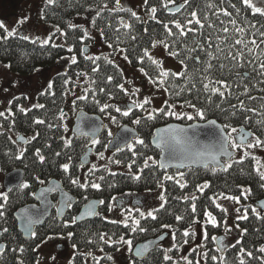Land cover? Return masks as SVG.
<instances>
[{"label": "trees", "instance_id": "trees-1", "mask_svg": "<svg viewBox=\"0 0 264 264\" xmlns=\"http://www.w3.org/2000/svg\"><path fill=\"white\" fill-rule=\"evenodd\" d=\"M166 2L168 4L167 8L164 7ZM105 4H107V8L104 7ZM120 4L125 9L124 11L115 10L116 0H53L52 3L48 2L43 6L41 17L44 22L67 33V36L63 37V43L58 44L63 45V47H41L39 41L32 44L29 41L19 39L20 36L10 37L0 42V62L11 65L8 67L9 70L19 75H29L34 73L36 69L50 68L60 59L71 55H76L78 59L77 64L70 63L66 72L53 78L52 89H48L45 93L52 92L54 95L43 93L38 96V104L45 105L43 109L33 106L28 110L27 115L21 113L19 107L26 104V98L21 96L12 101L10 105L11 112L7 110L4 116H0V128H3L2 131L0 130V170L8 173L18 168L23 169L25 181L30 184V187L26 190L14 189L9 193V199L4 208V216L0 217V231H2V241L5 243V249L0 252V264H38V247L41 242L52 235L66 237L69 231L74 233L70 243L72 246L76 245L71 264H115L113 255L118 252L116 249L122 245L103 243L100 236L104 233H107L105 239L111 237L113 241L120 236H124L125 239H132L133 245L163 233H175V243L180 248L184 244L181 239L182 231L189 227L192 231V227L197 224H190L192 219L190 202L185 203L180 199L191 194L198 197L195 201L197 204L195 215L201 220V223L206 220L203 213L207 210L211 211L221 224L220 227H213L210 223L207 225L208 239L204 246L207 258L205 259L203 255L205 264H239L240 259H243L245 264H264L262 260L263 253L259 251V248L264 246V219H256L251 211V208L255 206L249 205L247 207L249 215L247 221H238L241 229H247V235H241L240 237L243 241L242 244H237L236 247L229 248L225 253H222L215 250L212 241V236L216 232H220L219 230H221L225 218V214L212 203L210 199L212 196L220 192L227 195H240V186H243L252 190L251 195L247 198L251 203L255 202L257 206V202L264 199V188L261 187L264 181L259 179L254 170L255 162L251 158H246L242 164L234 163L228 172L217 170L215 174L206 169H186L183 170L185 172L183 179L187 181V187L181 189L174 181L164 180L163 189L160 188L159 181L165 174H177L178 171L167 170V173H165L154 166L152 161H148L149 167L144 168L142 173L139 170L143 167L148 156L153 157L157 164L160 152L151 146L154 130L177 120L160 115H157L154 120H148L147 116L137 114L136 109H134L132 113L135 115L134 118H141V124L137 126L132 124L134 118L129 119V117H124L115 112V107L126 99V95L115 87L117 83L125 84L123 73L119 67H113L107 63L108 54L96 56L100 59L95 62L86 59L89 55L85 54V45L89 44L92 38L86 37L83 43L80 42L82 29L86 28L85 23H88L93 30H103L102 37L104 41L113 45L110 53L112 56L118 52V48L127 49L133 67H144L150 76H155V67L150 65L146 57L145 64L141 65L139 63L138 58L143 55V49L148 48L150 52L153 49L151 47L153 41L167 40L171 44L176 40L175 36H167L166 30L163 28L165 23L175 33H178L179 30L175 29L173 21H179L182 26L198 28L199 26L195 23L191 25L186 23L188 20L193 19L191 13L196 12L197 18L201 19L204 28L199 29L196 35L189 33L187 37L180 38L182 43H176V50L180 52V57L191 56L194 58L199 56L203 62L208 59L205 52L200 51L198 48L196 51L188 52L185 48V45H187V48H195V41L199 40V43L204 45L205 49L219 58L212 61L214 67L209 75L213 79L226 80L231 86V95L228 94L227 90L222 89L225 91V97L214 95L211 97V102H209L200 82L204 73L203 71H196V69L202 70L204 64L196 65L194 59H186L188 75L193 77L192 81L189 82L186 78H178L173 80L172 83L180 87L187 85V88H191V92L189 93L185 89L179 96H169L167 94L169 102L179 105L185 100H190L198 108L205 110L208 119H216L222 125L227 123L237 128L244 127L264 140V114H260L264 113V75L260 74L261 70L259 68V64L264 62V42H262L260 36V32H264V17L254 16L251 10L243 4V0H147L145 9L148 13H150L151 7L157 8L156 20L161 21L158 24L151 17L145 22L143 17L139 16L140 20L137 21L131 16L132 10L124 7L121 0ZM178 5L182 6L180 10L173 13L169 12V8ZM232 5H235V7L233 8ZM225 11L231 13V15L225 16ZM205 16H207V20L204 19ZM93 18L96 20L95 27L90 23ZM80 19L85 22L79 21ZM121 20L131 24V30L125 29L120 24ZM233 20L236 22L235 25L231 23ZM221 21L224 23L222 24ZM70 24L79 25L80 27L73 30L69 27ZM223 27H227L229 31L224 33L221 31ZM117 28L120 29L119 32L116 31ZM145 28L148 29L147 33L144 32ZM238 28L244 29V32H237ZM57 33L54 32L52 36L54 37ZM132 36H135L136 39L132 40ZM117 37L119 38L118 44ZM236 38H242L245 42L255 39L259 47L250 43L248 48H244L243 45H235ZM208 39L212 42L210 49H208ZM217 45H219V48ZM68 46H74L76 51L69 53L67 51ZM219 49H223V51ZM249 49H252V51L249 52ZM240 52L243 53L242 56L239 55ZM229 53L237 55L238 60H232ZM180 57L176 59L180 61ZM249 60L252 61V64L248 63ZM221 63L226 66L224 69L219 68ZM240 64H243V67H240ZM97 65L99 71L93 72L92 68ZM253 67L255 71H253ZM77 73H81V75L77 77ZM84 73L87 75H83ZM237 73L240 75H237ZM245 73L249 75L247 78L241 79V76ZM110 75L114 77L112 83L107 81V77ZM69 79L70 83L65 84V81ZM93 81L95 82L93 83ZM193 84L195 87H193ZM217 86L219 87V85ZM101 88L104 89L103 92L100 91ZM245 88H247V94H244ZM109 94L114 99L110 98ZM81 95H87L88 99L87 101L76 99L75 108H82L90 113L105 117L115 116L120 124L135 126L140 138L144 139L146 147L136 145V156H133L128 150L111 153L108 166L95 173L91 167H84L86 174H83L81 158L86 153L88 144L91 141L77 139L69 133L67 120H70V117L68 118L67 113L63 120L59 118L61 110L65 113L67 97H79ZM251 97L256 99H251ZM96 101H99V104ZM241 101H243L245 108L256 109V113L243 112L239 108L232 107L233 105H239ZM106 103L110 104L111 107L107 112H100V106ZM183 108L188 107L185 105ZM221 109H227V111ZM232 112L236 113L235 116L231 115ZM245 117L251 119L245 122ZM37 118L43 119L45 123H33ZM193 121L182 120L177 122L188 124ZM257 121H261V123H257ZM49 124L52 125L51 128L48 127ZM65 126L67 131H65ZM5 129H10L14 133H24L28 137V142L23 150L14 143ZM37 132L39 136H36ZM107 132L99 139L101 143L95 146L99 153L103 152L101 150L103 147L107 148V141L110 139ZM34 136L35 139H33ZM66 140L71 141V147H66ZM95 148H93L94 151ZM36 149H40L45 156L43 164L39 163L38 158L35 156ZM22 151L23 158L18 159L17 157L20 156ZM57 152H60L61 155L56 156L55 153ZM68 157H71V168L70 172L66 174L60 165L68 162ZM116 160H119L120 163H115ZM129 164H132L131 171L128 168ZM111 168H117V171H110ZM110 173H116V175ZM134 174H140L141 179L139 181L134 180L132 178ZM101 176L104 177L103 180L98 179ZM36 177H39L44 183L41 184L39 180L35 179ZM54 178L60 180L63 187L76 196L78 201L63 218L53 212L44 225L35 230L36 237L26 240L18 231L14 213L26 204L35 203L34 194L37 189ZM70 178H79L82 183L95 181L101 185V189L96 190L91 187L86 190L81 189L72 185ZM176 178L179 179V176L177 175ZM205 182H209L211 187L201 193L196 186ZM149 189L151 191L162 189L168 203L163 211L157 213V220L153 221L150 218L141 220V227L147 228V232L132 233L130 229L124 227L123 223L114 224L111 223V219L105 218L113 197L116 198L127 193L147 192ZM164 189H167V191L164 192ZM85 197H87V200H85ZM91 199H101L105 202L101 205L97 217L88 222L62 227L64 221L77 215L84 204ZM243 200L245 199L241 198L242 203ZM256 208L264 216V211L258 206ZM135 215L139 218L138 214ZM176 215H184V219L177 222L174 218ZM164 223L172 225V229L161 228L160 225ZM5 228L8 229L7 232L4 231ZM153 228L157 230L153 231ZM192 236L190 235L186 239L190 241ZM89 241L92 242L89 243ZM241 247L245 249L244 254L239 253ZM21 248H23V252L20 251ZM101 249L103 250L101 251ZM248 251L252 252L251 257L247 256ZM174 252V250L170 251L159 246L145 259L132 257V264H175L172 257ZM165 254L172 255V260L165 261L163 259ZM109 255L113 256L112 261L107 259ZM192 256H190V260L193 261V264H196ZM212 256H216L217 260L213 261Z\"/></svg>", "mask_w": 264, "mask_h": 264}, {"label": "snow or ice", "instance_id": "snow-or-ice-1", "mask_svg": "<svg viewBox=\"0 0 264 264\" xmlns=\"http://www.w3.org/2000/svg\"><path fill=\"white\" fill-rule=\"evenodd\" d=\"M49 3H52L53 0H48ZM145 3H147V0H145ZM243 4L246 6V8L251 10V13L255 16L258 15L260 17H264V0H261V6H258L256 3L253 2V0H243ZM105 8H107V4L104 5ZM164 7L167 8L168 4L167 2L164 4ZM232 7L234 8L235 5H232ZM115 10H121L124 11L125 9L122 8L121 4H120V0H116V9ZM113 11V10H110ZM150 13H151V19L156 20V13H157V8L156 7H151L150 8ZM225 16H230L231 13L225 11L224 12ZM131 16L134 17L137 21L140 20V17L137 15V13L135 11L131 12ZM191 16L193 17V19L188 20L186 23L187 25H191L193 23H195L196 25H198V28H192V27H186V26H182L181 23L179 21H173L172 23H174L175 25V29L179 30L178 33L173 32L172 28L169 27V25L167 23L163 24V28L166 30L167 32V36L168 37H176V40H174L171 44L167 41V40H160V41H153L151 47H156L158 44L162 45L164 47V49L166 51H168V54L173 57V58H177L180 57V52L176 50V43L177 42H181L180 38L183 37H187L189 33H192L193 35H196L199 32V29L204 28V24L201 22L200 18H197V13L196 12H192ZM205 20H207V16L204 17ZM91 25L93 27H95L96 24V20L93 18L90 21ZM156 23L160 24L161 21L156 20ZM221 23L223 24L224 22L221 21ZM231 23L233 25H235V21H231ZM120 24L123 25V27L125 29L131 30L132 25L125 23L123 20L120 21ZM211 27V24L209 25ZM69 27L73 30H75L76 28L80 27L79 25H75V24H70ZM109 27H111L109 25ZM254 27V26H253ZM0 28L5 29L6 32V36L3 37L4 39L10 38V37H14L16 36L15 31H9L7 30V28L5 27V25L0 22ZM117 32L120 31L119 28L116 29ZM148 29L145 28L144 32L147 33ZM221 31H223L224 33H227L229 31V29L227 27H223L221 29ZM56 32H59L60 36H67L66 32L61 31L58 27L56 28ZM101 35H103V30H100ZM237 32L243 33L244 29L242 28H238ZM202 35V34H201ZM260 36L262 38V42H264V32H260ZM89 38L91 39V37L89 36V32L87 28H83L82 29V35L80 37V42L83 43L85 38ZM19 39L24 40V41H29L32 44H36L37 41L39 40V38H32L29 37L27 35H22L19 37ZM132 40H135L136 37L132 36L131 37ZM40 42V46L41 47H46V46H51V47H63V45H58L56 43L53 42V36H48L43 40H39ZM66 43V41H65ZM119 43V38L117 37V44ZM235 45H243L244 48H248L249 43L251 45H254L256 47H259V45L257 44V41L255 39L250 40L249 42H245L244 39L242 38H236L234 41ZM196 47L195 48H187V45H185V48L187 49L188 52H192V51H196L197 48L202 51L205 52L206 56L208 57L207 60L205 61H201V58L199 56L196 57H191V56H187L185 57H180V64L182 65V70L181 71H170L168 69H165L163 67L162 62L157 59L154 58L151 53L149 52L148 48H144L143 49V55L140 56L139 59V63L141 65L145 64V57L147 58V60L150 62L151 66L155 67V71H156V75L155 76H150L149 73L145 70L144 67L140 68V72L148 78L149 82L156 87L157 89L162 88L163 91L168 94L169 96L172 95H176L179 96L181 95L182 92L185 91V89H187V91L190 93L191 92V88H187V85H185L184 87H180L179 85L172 83L173 80L178 79V78H186L189 82L192 81L193 77L188 75V65L186 63V59H194L195 64L199 65L201 63L204 64L203 69H196V71H203L204 75L201 76V80L200 82L203 85V92H205L208 96V100L209 102H211V97L214 95H219L220 97H225V91H228V94L231 95V86L227 83L226 80L223 79H213V77L211 75H209L210 71L213 69L214 65L212 64L213 60H217L219 59L216 55H214L211 51L205 49L204 45L199 43V40L195 41ZM108 47L111 48L113 47L112 43L108 44ZM212 47V42L210 39H208V49H210ZM217 47L219 48V45H217ZM220 51H223V49H219ZM67 51L69 53H73L76 51V49L74 48V46H68ZM117 51L121 54H123V59L125 61H128L129 63H131V61L129 60V56L127 54V49L124 48H118ZM252 49H249V52H251ZM239 55H243L242 52L239 53ZM229 56L231 57L232 60H238L237 55L229 53ZM71 64L75 65L78 63V59L76 55H71L67 58ZM86 59L91 60L93 62H95L96 60H99L100 57H92V56H88L86 57ZM107 59V58H106ZM107 63L112 65L113 67H118L117 65L114 64L113 60L111 59H107ZM249 64H252V61L249 60L248 61ZM7 67H10L11 65H6ZM240 67H243V64L239 65ZM226 66L221 63L219 64V68L220 69H224ZM259 68L261 70L260 74L264 75V62H261L259 64ZM40 69H36V71H39ZM93 72H98L99 71V66H95L92 68ZM253 71H255V68L253 67ZM81 75V73H77V77H79ZM83 75H87L86 73H84ZM237 75H240L239 73H237ZM249 74L245 73L243 76H241V79L247 78ZM114 80L113 76H108L107 77V81L108 83H112V81ZM95 81H93L94 83ZM70 83V79L65 81V84ZM219 85V87L217 86ZM53 87V85L51 83H49L48 85V89L51 90ZM115 87H117L124 95H129V89L125 88V85L123 83H117L115 85ZM193 87H195V85L193 84ZM224 89V90H222ZM101 92L104 91L103 88L100 89ZM140 90L139 89H132L131 90V95L135 96ZM199 91V90H198ZM45 94H51L54 95V93L52 92H48ZM247 94V88H245V93ZM110 98L114 99V97L111 96V94H109ZM77 100H84L87 101L88 97L87 95H81L79 97L76 98ZM251 99H256L255 97H251ZM97 104H99V101H96ZM152 101L148 98V97H144L141 100H131V102L125 106V108H121L119 106L115 107V112L120 113L121 115H123L124 117H128L130 115H132L133 113V109H140V110H144V111H148V109H146L145 106L147 105H151ZM11 101L9 102V108L8 111L11 112ZM185 105H187L188 108L192 109L193 112H181V111H177V107L183 108ZM73 107H75V101L73 102ZM36 108L39 109H43L45 107L44 104H37L35 105ZM111 107L110 104H104L102 106H100V112H107L108 109ZM217 107H219V105H217ZM233 108H239L241 111L243 112H252V113H256V109H252V108H245L243 105V101L240 102L239 105H233ZM222 111H227V109H221ZM19 111L25 115H27L28 109H25L24 107H19ZM235 112H232L231 115L235 116ZM260 114H264V113H260ZM5 113L4 112H0V116H4ZM14 115V114H13ZM66 113L63 112V110H61L60 112V119L63 120L65 117ZM160 115L162 117H170V118H174L177 121H182V120H186V121H193V120H202V121H206V127H210L212 129V134L215 136V142L212 145H204V146H200L198 144V142L194 141L192 139V137H190L188 135L190 130H195L199 127H201V125L199 124H195V125H189L188 127H180L177 125H169L165 128H161L158 129L156 131V136L153 138V143L156 144L157 147H159L161 149V151L164 153V155L161 157L158 165L156 164V161L154 160L153 157L148 156L143 164V167L139 170L140 173L143 172L144 168L149 167L148 161H152L154 166H157L159 169L163 170L165 173H167V169L170 167H175L177 168V170H179L180 168H188L189 170H191L192 166L195 165H202L206 170L212 172V174H215L217 170L221 171V172H228L229 169H231L233 167L234 163H239L242 164L244 163V160L246 158H251L254 162H255V167L254 170L256 172V174L259 176V179L261 181H264V163L261 162V160L254 156L252 154V152H250V149H255V148H264V140H262L260 137L255 136L252 132L246 131L244 127H233L231 124H219L217 123V120L215 119H208V117L206 116L205 110L198 108L196 106V104L192 103L190 100H185L183 103L177 105L175 103H169L167 100L164 102V106L160 107V108H152L149 111V114L147 116L148 120H154L156 119V116ZM251 119L250 117H245V122H247V120ZM111 122L113 124H116L118 128H120L121 133L120 135L116 138V139H108L107 141V145L108 146H114V151L116 152H122L125 150H128L131 152V154L133 156L137 155V151H136V145H141V146H145V141L144 139L140 138L138 132L136 131L135 128L132 127H128L126 125H122L120 124L115 116L111 117ZM33 123L35 124H44L45 121L43 119H35L33 121ZM257 123H261V121H257ZM132 124L139 126L141 124V118L140 117H136L132 120ZM49 128L52 127V125H48ZM65 131H67V127L65 126ZM98 131V129H96L95 127H93L89 132H81V135L84 136H91V144L88 146L90 149L92 146L95 145H99L101 143V141L96 138V132ZM235 134V135H234ZM36 136H39V133H36ZM107 136L108 137H113V132L111 130H108L107 132ZM21 139H24L23 137H21ZM33 139H35V136L33 137ZM63 139V137H62ZM65 145L66 147H71V141L70 140H66L65 141ZM26 150V149H25ZM240 150L242 151V156L240 157L239 160L235 159V153ZM56 156H60L61 153L57 152L55 153ZM98 156H100V158H103V153H98ZM35 156L38 158L39 163L43 164L45 161V156L41 153L40 149H36L35 150ZM226 158L223 160H221V158ZM18 159H22L23 158V151L21 152L20 156L17 157ZM71 157H68V162L63 163L62 165H60V167L62 168L64 173H69L70 172V168H71ZM174 161H178V163L173 164ZM115 163L119 164L120 161L116 160ZM134 163V161H133ZM81 167H83V165H81ZM129 170L131 171L132 169V164L128 165ZM92 170L95 171L96 166L92 165ZM111 175H116V173H110ZM179 176V179L176 178V176ZM185 176V172L183 171H178L177 174H165L163 176V178L159 181V187L163 189V181L167 180V181H174L176 184L179 185V187L181 189L185 188L188 186L187 181L184 180ZM132 178L136 181H139L141 179V175L140 174H134L132 176ZM35 179L39 180V182L41 184L44 183L43 180H40L39 177H36ZM98 179L103 180L104 177L101 176ZM70 183L74 186H77L81 189H88L89 187H91L92 189H96V190H100L101 189V185L95 181H90L88 183H82L80 181L79 178H70ZM0 187H3L2 185H0ZM30 187V184L27 181H24L22 179H17L15 180L12 184H10L9 186L6 187V190H4L3 192H0V217L4 216V208L5 205L7 204V201L9 199V193H11L14 188L16 190L19 191H23L26 190ZM197 190L200 191L201 193L211 187L209 182H205L201 185H197ZM261 187L264 188V183L261 184ZM54 189L49 188L47 189V191H53ZM149 191H151V189H149ZM167 189H164V192H166ZM251 188L248 187H243L240 186V195H227L224 192H220L217 193L216 195L212 196L210 199L212 201V203L215 205V207L217 209H219L221 212H223L225 214V218L223 220V226L225 229V232H230L232 231V229L230 227L227 226V208L223 207L221 204H219L217 202V200H228V201H232L235 204H240L241 203V198L247 200V198L251 195ZM41 196H44V193H41ZM180 199H182L185 203H189L190 202V211L192 213V219L190 221L191 223H201V220L196 217V212H197V204L195 203V201L198 199V197L195 194H191L188 197H181ZM85 200H87V197H85ZM158 200L161 202L159 204L158 207H153L150 210H142V207L140 205L135 206L134 208H130V207H125L123 208L121 215L123 216V220L122 221H116V220H112L111 223H123L125 228L130 229V231L132 233H136V232H147L148 229L145 227H141V220H147V219H151L153 221L158 219L157 213L160 211H163L165 206L167 205L168 201L166 196L161 193L158 196ZM113 201V206H116V198L113 197L112 198ZM100 205H103L105 202L103 200H100L97 202ZM67 208H71L72 204H71V197L68 198V202L65 205ZM261 209H264V203H262L260 205ZM109 211H112V207H109L108 209ZM59 211V209H58ZM252 213L255 215L256 219H264V216L261 215V211H259L256 207H252L251 208ZM236 212V216L235 219L237 221H247L249 219V215H248V208L245 207L243 212H241V208H236L235 209ZM126 213V214H125ZM136 213H138V217L135 215ZM99 213L96 210V203H89L86 204L84 206L83 211L79 214V215H75L72 216L70 220H66L64 221V223L62 224V227H70L75 225L78 221L83 220L86 217H94V216H98ZM203 215L206 217V220L203 221V225H204V239L207 240L208 239V235H207V225L210 223L213 227H220L221 224L220 222L217 221L216 216L213 215V213L211 211H207L205 210ZM27 216V226L28 229L30 230V235L35 238L36 237V232L35 231H31V228L34 224L40 223L41 221L39 219H33L31 215H28L26 213ZM175 220L177 222L181 221L184 219V215H176ZM129 221H131V223H129ZM161 228L164 229H172V225L168 224V223H164L160 225ZM235 227L237 229H239L241 235H247V229L246 228H240L239 224L237 223L235 225ZM157 229L153 228V231H156ZM5 232L8 231L7 228L4 229ZM190 235H194V233L191 231V228H185L182 231L181 234V239L183 241L184 244L188 243V240L186 239L187 237H189ZM74 236V233L69 231L66 234V239H72V237ZM105 236H107V233H104L100 236V240L103 241V243L108 244V245H126L127 246V250L129 253H132L133 251V241L132 239H125L124 236H120L117 240L113 241L111 239V237H109L108 239H105ZM55 237L53 236H49L46 237L42 242H47V240H51L54 239ZM163 235H161L159 237V239H163ZM172 239L173 241H175V233L172 234ZM212 241L216 242V244L218 245V247L215 249L217 252H222L224 250L225 247H228V245H226L224 243V238L223 237H217V236H213L212 237ZM92 241H89V243H91ZM242 239H237V241L235 242V244H232L231 247H236L237 244H242ZM152 244L153 246L155 245V242H149L148 244H142L140 245L136 251H135V255L137 257L142 256L145 251L149 248V245ZM76 245H73V248H75ZM175 248V250H179V245H174L173 246ZM103 249H101L102 251ZM117 251H119V248L116 249ZM15 251V250H14ZM21 252H23V248L20 249ZM259 251L261 253H264V247L259 248ZM245 249L243 247H241L239 249V253L240 254H244ZM247 256L251 257L252 256V252L248 251ZM205 259L207 258V253L203 254ZM53 259H55L53 257ZM107 259L109 261L113 260V256L109 255L107 256ZM163 259L165 261L168 260H172V257L165 254ZM181 259H184L186 261V264H193L192 260H188L186 257H181ZM213 261L217 260L216 256H212L211 258ZM178 264V262H177ZM196 264H200V261H196ZM239 264H245V261L243 259H240Z\"/></svg>", "mask_w": 264, "mask_h": 264}, {"label": "rangeland", "instance_id": "rangeland-1", "mask_svg": "<svg viewBox=\"0 0 264 264\" xmlns=\"http://www.w3.org/2000/svg\"><path fill=\"white\" fill-rule=\"evenodd\" d=\"M253 2L258 6H261V0H253ZM46 3H48V0H0V22L5 25L7 30L15 31L16 36L27 35L32 38L38 37L39 40H43L48 36H52V34L56 32V28L44 22L41 17L42 8ZM121 3L124 7L135 11L138 16L143 17L145 22L150 19L151 13H148L145 9V0H121ZM79 21L84 20L80 19ZM85 25L88 29L89 36L92 38V41L89 44L85 45V47H89L90 49L88 55L96 57L99 55L108 54L109 59L113 60L114 64L117 65L123 73L125 79L124 85L125 88L129 89V95H127L126 99L119 103L117 106L123 109L131 102V100H141L144 97H148L152 101L151 105L145 106L148 111L140 109L135 110L137 114L148 116L149 111L152 108L163 107L166 100L169 102L168 96L163 91V89L155 88L149 82L148 78L140 72V68L133 67L131 63L123 59V54L119 52H116L113 56L110 54L112 52V49L108 47V43L104 41L100 31L91 29L88 23H85ZM5 36V29L0 28V42L4 40L3 37ZM63 37L64 36H60L58 32L53 37V42L56 44H62ZM150 53L154 58H157L162 62L165 69H168L170 71L182 70L180 61H178L176 58L171 57L162 45L158 44L156 47H153ZM67 58L68 57L60 59L54 66L50 68L40 69L39 71H35L34 73L29 75H19L12 73L5 64L0 62V112L5 113L9 108V102L11 101L12 103L14 99L21 96H24L26 98V104L22 106L25 109L29 110L33 106L37 105L38 96L46 92L49 83H52V78L55 75L61 74L67 70L68 65L71 63ZM132 89H139L140 91L135 96H133L131 95ZM77 97L78 96H68L65 105V113H67L68 118L70 117V120H67L69 133H71L73 117L78 109L72 106ZM177 111H187L190 113L193 112V110L190 108L180 107H177ZM103 117L105 119L107 131L111 130L114 135L119 130V128L116 126V124H113L111 122L112 116ZM128 117L129 119H131L134 118L135 115L132 114ZM0 130L2 131L3 128H0ZM10 135L16 142L17 135L12 134L11 132ZM90 144L91 142H89L88 146ZM18 145L22 148L21 144ZM95 146L92 147L95 148ZM101 150L103 152H101ZM101 150L100 152L103 153V158H100V156L97 155L99 153V150H96L95 148V151L91 158V164L88 166L91 168L92 165L96 166L97 170H95L94 173L101 168L109 165V159L112 152H110L105 147H103ZM249 151L252 152L254 156L258 157L262 163H264L263 148L250 149ZM241 156L242 151L238 150L235 159H240ZM82 171L83 174H86L84 166L82 168ZM110 171L115 172L117 171V168H111ZM5 174V172H2L0 170V185L3 186L0 187V192H3L5 190ZM161 193H163L162 189L120 195L116 197V206H113V201L111 202L109 207H112L113 210L108 211L107 214H105V218L122 221L123 216L121 215V212L123 208H134L135 206H137L133 205L134 201L141 202L142 210L145 211L150 210L153 207H158L161 203L158 200V196ZM217 202L223 207L227 208V226L232 229V231L230 232H225L224 226L222 225L221 230H219L220 232H216L215 235H213L217 237H224V243L228 245V247H225L222 251V253H225L229 248H232L231 245L235 244L237 239H240L241 237L239 229L235 227V225L238 223V221L235 219V209L241 208V212H243L244 208L248 207L249 205L255 207L257 206L255 202L251 203L248 200H243V203L241 202L239 205L228 200H217ZM204 230L205 229L203 223H197L196 225H194L192 227V232L194 233L192 239L188 241L187 244L181 245L178 251L173 247L174 245H176V243L172 239V234L168 232L169 236L164 242L160 244V247L170 251H175L172 254L173 256L170 255L174 258L175 264H177V262L178 264H186V261L184 259H181V257H186L188 260H190V256H192L193 254L194 255L192 257L195 259V261L198 260L200 261V264H205L203 260V254L205 253L204 246L206 242V240L204 239ZM52 236L55 238L47 240V242H41V244L39 245L38 264H71L72 256L75 253V248H73L70 240L66 239L65 236ZM213 243L214 247L217 248L216 242L213 241ZM59 246H62L61 250L58 249ZM131 254L132 253L128 252L127 246L122 245L121 247H119V251L113 255L115 264H132ZM53 257L55 259H53ZM262 260L264 261V253L262 255Z\"/></svg>", "mask_w": 264, "mask_h": 264}, {"label": "water", "instance_id": "water-1", "mask_svg": "<svg viewBox=\"0 0 264 264\" xmlns=\"http://www.w3.org/2000/svg\"><path fill=\"white\" fill-rule=\"evenodd\" d=\"M181 5L178 6H174L169 8V12L173 13L176 12L178 10L181 9ZM90 51V49L87 47L85 49V53L88 54ZM216 120V119H215ZM104 118L96 113H90L85 109H79L75 112L74 118H73V126H72V135H74L76 138L78 139H86L88 141H91L92 137L91 136H84L81 135V132H89L93 127H95L96 129H98V131L96 132V138H100L104 131H105V124H104ZM217 123L221 124L219 121H217ZM195 124H199L201 125V127L195 129V130H190L188 135L190 137H192V139L196 142H198V144L200 146H204V145H212L215 142V136L212 134V129L210 127H206V121H198L195 120L193 122H190L188 124H183L180 122H170L167 123L163 126H160L158 128H156L154 130L153 133V137L151 139V146L158 150L160 152L159 154V158H158V163L161 159V157L164 155V153L161 151V149L159 147L156 146L155 143H153V138L156 136V131L158 129L161 128H165L169 125H177L180 127H188L189 125H195ZM128 127H132L135 128L129 124H124ZM222 125V124H221ZM136 131L138 132L137 128H135ZM246 131L252 132L249 129H246ZM121 133V130L119 129L115 135L111 138V139H116ZM139 134V132H138ZM21 137H23L24 139H21ZM18 143H22V144H26L27 143V139L24 136H19L17 139ZM108 149L111 152H116L114 151V146H107ZM94 153V149L93 147H91V149L88 147L86 153L83 155V157L81 158V163L83 166H89L91 164V158L92 155ZM237 153V152H236ZM236 153L234 154L236 156ZM226 158H221L222 162L223 160ZM178 163V161H174L173 164ZM193 169H205L202 165H193L192 166ZM188 168H180L179 170H177V168L175 167H170L167 170H176V171H183L186 170ZM161 170V169H160ZM17 179H22L25 181L24 178V171L23 169H15L12 170L8 173H6L5 177H4V188L6 189L7 186H9L10 184H12L15 180ZM52 188L54 189L53 191H47V189ZM15 189V188H14ZM44 193V196H41V193ZM57 193L58 194V203H56L53 199L52 196ZM71 197V204L72 207L76 205L77 203V198L70 193L69 191L65 190L63 188L62 182L56 178L49 180L45 185L40 186L37 191L34 194V198H35V203H30V204H26L22 207H20L18 210H16V212L14 213V218L16 220L17 223V228L18 231L23 235L24 239L26 240H30L33 237L30 235V230L28 229L27 226V216L26 213L28 215H31L33 219H39L41 222L34 224L31 228V231H35L37 228L41 227L44 225V223L46 222V220L52 215V212L54 210L57 211L58 216L60 218L64 217L67 215L68 211L70 208H67L65 205L68 202V198ZM101 199H91L89 200L87 203L84 204V206L86 204L89 203H96V210L100 211V207L101 205L98 204L97 202L100 201ZM264 203V199H261L260 201L257 202V206L260 208V205ZM133 205H140L142 206V203L140 202H133ZM84 206L80 209L79 213L77 215H79L83 209ZM59 209V211H58ZM261 209V208H260ZM264 211V209H261ZM95 217H86L81 221H78L77 224H81L84 222H88L93 220ZM163 235V239H159V237ZM157 237L154 238H149L146 240H142L138 243H136L133 247V251H132V256L135 259H145L146 257H148L154 250H156V248L166 240L168 233H163ZM222 237V236H221ZM224 238V237H223ZM149 242H155V245L153 246L152 244L149 245V248L145 251V253L140 256L137 257L135 255V251L136 249L142 245V244H148ZM5 249V243L2 241V231H0V252H2ZM59 250L62 249V246L58 247Z\"/></svg>", "mask_w": 264, "mask_h": 264}, {"label": "flooded vegetation", "instance_id": "flooded-vegetation-1", "mask_svg": "<svg viewBox=\"0 0 264 264\" xmlns=\"http://www.w3.org/2000/svg\"><path fill=\"white\" fill-rule=\"evenodd\" d=\"M16 8H17V6H16ZM65 72H66V71H65ZM63 73H64V72H63ZM57 75H58V74H57ZM55 76H56V75H55ZM55 76H54V77H55ZM54 77H53V78H54ZM53 78H52V80H53ZM51 84H52V83H51ZM46 91H48V88H47ZM44 93H45V92H44ZM42 94H43V93H42ZM37 104H38V100H37ZM80 109H82V108H80ZM77 110H79V109H77ZM133 110H134V109H133ZM102 117H103V116H102ZM73 118H74V117H73ZM103 118H104V117H103ZM104 122H105V119H104ZM104 124H105V123H104ZM123 125H124V124H123ZM129 125H130V124H129ZM72 126H73V125H72ZM131 126H132V125H131ZM133 127H135V126H133ZM135 128H136V127H135ZM119 129H120V128H119ZM5 130H6L7 134L10 136L11 139H12V137H11V135H10V132H11L12 134H14V135H17V137H16V142H15L13 139H12V140L14 141V143H15L17 146H19L18 144H21V145H22V148H21L20 146H19V147L23 150V149L25 148V145H26L27 143H26V144L18 143V142H17V139H18L19 136H24V137L27 139V142H28V137H27L24 133H14V132H13L12 130H10V129H5ZM9 130H10V131H9ZM71 131H72V129H71ZM106 131H107V128H106V124H105V131H104V133H105ZM104 133H103V134H104ZM71 134H72V133H71ZM114 135H115V134H114ZM114 135H113V136H114ZM73 136H74V135H73ZM74 137H75V136H74ZM101 137H102V136H101ZM101 137H100V138H101ZM100 138H99V139H100ZM111 138H112V137H111ZM111 138H110V139H111ZM77 139H78V138H77ZM107 146H108V145H107ZM107 148H108V147H107ZM112 153H114V152H112ZM158 158H159V157H158ZM81 164H82V163H81ZM157 165H158V160H157ZM84 167H88V166H84ZM5 175H6V174H5ZM4 177H5V176H4ZM24 178H25V176H24ZM45 184H46V183H45ZM45 184H44V185H45ZM62 185H63V184H62ZM42 186H43V185H42ZM63 188H64V187H63ZM4 189H5V188H4ZM64 189H65V188H64ZM5 190H6V189H5ZM65 190H66V189H65ZM67 191H68V190H67ZM69 192H70V191H69ZM70 193H71V192H70ZM75 197H76V196H75ZM76 198H77V197H76ZM52 199H53L56 203H58V194L55 193V194L52 196ZM77 201H78V199H77ZM88 201H89V200H88ZM88 201H87V202H88ZM87 202H86V203H87ZM140 203H141V202H140ZM69 210H70V209H69ZM53 212L57 213L56 210H54ZM53 212H52V214H53ZM57 214H58V213H57ZM62 218H63V217H62Z\"/></svg>", "mask_w": 264, "mask_h": 264}]
</instances>
